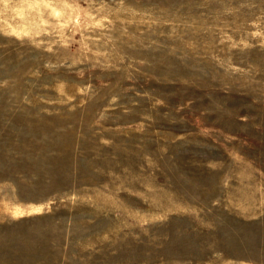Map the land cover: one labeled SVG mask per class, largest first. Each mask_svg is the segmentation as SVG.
Masks as SVG:
<instances>
[{"label":"rangeland","instance_id":"374dc122","mask_svg":"<svg viewBox=\"0 0 264 264\" xmlns=\"http://www.w3.org/2000/svg\"><path fill=\"white\" fill-rule=\"evenodd\" d=\"M0 264H264V0H0Z\"/></svg>","mask_w":264,"mask_h":264}]
</instances>
